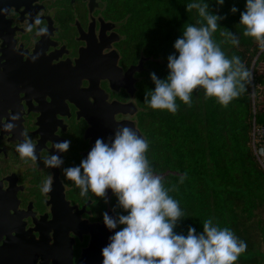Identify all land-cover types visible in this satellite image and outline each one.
Here are the masks:
<instances>
[{
  "label": "flooded vegetation",
  "instance_id": "obj_1",
  "mask_svg": "<svg viewBox=\"0 0 264 264\" xmlns=\"http://www.w3.org/2000/svg\"><path fill=\"white\" fill-rule=\"evenodd\" d=\"M108 4L0 0V264H79L94 237L95 255L109 243L103 213L116 215V197L111 190L108 203L91 191L82 197L62 171L119 128L147 141L150 59ZM24 132L36 145L35 163L16 151ZM64 140L69 151L57 153L54 144ZM52 154L61 168L43 163Z\"/></svg>",
  "mask_w": 264,
  "mask_h": 264
},
{
  "label": "trees",
  "instance_id": "obj_2",
  "mask_svg": "<svg viewBox=\"0 0 264 264\" xmlns=\"http://www.w3.org/2000/svg\"><path fill=\"white\" fill-rule=\"evenodd\" d=\"M107 1L115 19H123L129 40L145 46L150 59L149 99L155 89L150 74L166 79L168 57L178 55L174 43L182 37L184 27L206 25L197 10L188 12L186 6L208 3L213 14L226 17L219 21L212 38L229 59L240 58L252 73L251 84L226 108L214 97L206 98L202 88L193 92L191 107L177 98L175 115L147 104V158L184 212L177 232L187 234L192 226L201 233L203 222L212 219L214 225L231 229L247 243V251L236 264H264V167L253 142L254 128L264 127V107L259 102L264 88V52L254 38L243 35L245 28L239 24L246 0H225L222 6L217 0ZM233 6L239 9L235 14ZM227 31L239 38L238 47L221 35Z\"/></svg>",
  "mask_w": 264,
  "mask_h": 264
},
{
  "label": "clouds",
  "instance_id": "obj_3",
  "mask_svg": "<svg viewBox=\"0 0 264 264\" xmlns=\"http://www.w3.org/2000/svg\"><path fill=\"white\" fill-rule=\"evenodd\" d=\"M225 0H217L222 6ZM197 10L206 25L184 27L182 37L174 43L177 54L168 57L169 74L160 79L151 73L155 89L145 95V103L152 109L178 112L177 98L188 107L192 106V94L202 88L206 98H215L223 107L247 91L252 73L238 56L229 59L213 40L219 21L225 19L210 11L208 3L192 2L186 6ZM239 9L233 6L235 14ZM39 23V21H37ZM243 35L252 37L264 52V0H246L245 10L240 13ZM31 27H29V31ZM42 29V32H46ZM231 44L239 46V38L230 31L223 32ZM13 119H16L14 117ZM8 124L6 130L13 129ZM16 147L25 162L38 160L36 145L27 132ZM71 141L54 144L57 153L69 151ZM146 139L129 127H122L109 137L106 143L97 139L87 157L78 166L63 168L66 179L74 182L80 195L89 191L109 202L108 192L117 199L113 208L115 216L103 213L105 226L113 231L109 243L101 250L102 264H236L240 255L247 251V243L225 227L214 225L212 219L203 222V231L197 233L192 226L187 234L177 232L184 212L177 200L169 195L163 177L154 172L146 153ZM43 163L49 168H61L60 155H51ZM186 174L180 177V183ZM49 176L41 191L52 190ZM175 190V189H171ZM122 211L117 212L116 209Z\"/></svg>",
  "mask_w": 264,
  "mask_h": 264
},
{
  "label": "water",
  "instance_id": "obj_4",
  "mask_svg": "<svg viewBox=\"0 0 264 264\" xmlns=\"http://www.w3.org/2000/svg\"><path fill=\"white\" fill-rule=\"evenodd\" d=\"M111 216H114V214H111ZM111 235H113V231L109 232V236ZM100 248L98 237H94L91 246L84 252L79 264H102V255H95V251Z\"/></svg>",
  "mask_w": 264,
  "mask_h": 264
},
{
  "label": "built area",
  "instance_id": "obj_5",
  "mask_svg": "<svg viewBox=\"0 0 264 264\" xmlns=\"http://www.w3.org/2000/svg\"><path fill=\"white\" fill-rule=\"evenodd\" d=\"M254 148L258 160L264 167V127L254 128Z\"/></svg>",
  "mask_w": 264,
  "mask_h": 264
},
{
  "label": "rangeland",
  "instance_id": "obj_6",
  "mask_svg": "<svg viewBox=\"0 0 264 264\" xmlns=\"http://www.w3.org/2000/svg\"><path fill=\"white\" fill-rule=\"evenodd\" d=\"M259 102L262 107H264V88L261 90V94L259 95Z\"/></svg>",
  "mask_w": 264,
  "mask_h": 264
}]
</instances>
